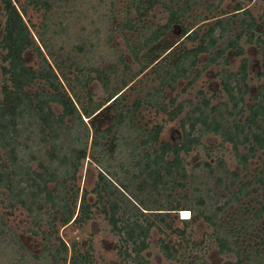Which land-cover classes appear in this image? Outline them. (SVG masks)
<instances>
[{
    "label": "trees",
    "instance_id": "obj_1",
    "mask_svg": "<svg viewBox=\"0 0 264 264\" xmlns=\"http://www.w3.org/2000/svg\"><path fill=\"white\" fill-rule=\"evenodd\" d=\"M27 1L38 10H44L41 28L37 29V41L23 17L26 7L22 6L20 10L15 0H1L5 23L0 34V204L11 209L17 206L24 208L31 220L30 229L42 237L45 247L42 254H31L36 262L27 255L30 253L23 254L25 246L14 230L7 227L4 213L0 211V264L5 259L3 237L8 236V232L11 233V242L5 243L7 251L13 250L19 255L13 258L12 264H90L92 240L74 238V235L79 237L86 232L91 224L97 232L100 230L95 218V204L89 200L88 191L79 185L81 168L90 147L94 151L100 148L98 162L104 168L99 171L92 190L101 205L97 211L104 214L103 218L120 236L118 248L120 253L122 248L125 250V260L128 257L138 259L142 251L150 247L153 229L163 231L158 222L171 226L166 220L181 205L178 202L175 206L154 208L143 191L140 196L130 186H140V189L152 186L153 192L160 194L167 188L173 190L180 185L192 186L196 195L185 191L178 192L177 196L183 199V207H189L195 219L207 221L214 227L220 251L236 254L239 263L246 259L250 264H263L264 250H259V246L248 244L250 251L244 256L233 241L240 240L244 227L251 228L264 216V201L260 207L242 204L240 211L246 217L237 226L234 224L235 228H229L233 222L224 219L228 203H208V193L204 194L191 181L188 185L191 172L185 156L203 136L209 134L220 135L223 141L232 144L244 169L257 152L264 153V83L258 86L251 101L246 100L247 93L251 92L250 60L245 57V46L241 43L246 36L247 42L260 48L263 63L257 76L264 80V24H260L242 4L225 16L221 8L223 0H128L125 16L119 20L112 11L115 0H110L109 18L113 26L107 39L109 42L113 40V32L116 31L125 35L127 31L137 33L138 41L127 39L126 42L141 70H147L152 63L150 58L143 57L144 54L149 53L171 28L180 26L184 37L176 55L172 49L173 42L157 49L156 57H162L156 72L158 84L129 105L125 103L128 100L125 91L131 83L129 73L132 75V72L125 55L118 54L116 60L103 67L99 62L102 60H97L93 53L90 37L84 35V43L74 48L87 53L85 62L75 60L69 54L65 40L58 42L61 27L56 23L61 24L62 21L55 19L58 1ZM261 1L264 4V0ZM157 5L165 9L167 20L164 24L151 22L153 26H149L145 19ZM202 5L205 11L196 16L195 22H188L195 9ZM260 19L264 21V5ZM95 31L101 29L96 27ZM31 48L38 54L37 66L28 64L25 53ZM231 51L236 56H243L236 71L228 69L230 58L227 53ZM202 54H208L203 69L215 64L225 66L220 72V92L225 99L213 104L215 95L200 89L196 93L198 100L177 102L175 96L167 104L166 88L174 90L180 80L191 79V83L201 75L202 69L198 65ZM124 69L129 72L123 73ZM62 79L69 83V89ZM95 80L102 85L106 101L97 100L89 91ZM107 102L115 107L114 121L107 128L100 129L94 117ZM143 105L165 112L166 121L176 120L184 114L180 119L182 136L177 134L174 142H167L161 140L163 123L150 128L141 126L136 114ZM85 118L92 119V125ZM113 134L118 135L117 139L112 137ZM112 140L117 143L111 150ZM119 150L130 152L131 157L136 156L138 159L134 165H142L141 169L138 172L115 170L111 161ZM32 161L36 166L31 165ZM207 165L210 171L215 172L212 164L206 162ZM206 166L201 164L200 168L206 170ZM225 170L222 168L215 173L220 182ZM261 172L264 173V162ZM192 178L195 181L196 176ZM259 179L264 185V180ZM246 189L237 190L232 200L239 201L242 195L249 194ZM183 221L190 222L189 219ZM63 227L65 238L60 235ZM162 245L167 251L166 256L176 259L178 250L164 242Z\"/></svg>",
    "mask_w": 264,
    "mask_h": 264
},
{
    "label": "rangeland",
    "instance_id": "obj_2",
    "mask_svg": "<svg viewBox=\"0 0 264 264\" xmlns=\"http://www.w3.org/2000/svg\"><path fill=\"white\" fill-rule=\"evenodd\" d=\"M56 1H58L59 6H57L55 11V15H57V18L55 19L57 21L62 20L61 24L56 23L57 27H61L59 30L58 42H61L63 39L65 40L69 54L74 56L73 58L75 60L85 62L84 58L87 53H82L74 48L77 44L82 42L84 43V35L90 37L92 41L91 48L93 53L95 54L97 60H102L99 62L103 67L107 66L111 60H116L118 54L125 55L126 62L130 65V72H132V75L129 73L131 83L125 91L128 98L125 103L129 105L134 103L136 99L144 97L147 91L158 84L156 72L159 67L158 63H160L162 57H156L157 49L165 47L168 42H173L174 45L172 49H174L175 54L179 51L180 41L184 40V37L181 35L180 26H174L171 28L161 41L157 43L152 50H150L149 53L147 51L144 54L143 57L150 58L152 63L147 70H141L140 63L133 58L126 42L127 39L138 41L139 35L137 33L127 31L125 35L120 31H116L113 32V40L109 42L107 39V34L113 26L112 21L109 18L110 0H73L69 2H67V0ZM27 2V0H15V3L20 10H22V6L26 7V11L23 12V17L25 21L28 22L34 39L37 41V29L41 28L44 18V10H38L36 6L34 7L33 4H28ZM127 2L128 0H115L112 11L119 20H122L125 16V6ZM238 4H242V6L247 7L259 23L264 24V21L260 19L264 5L261 0H223L221 8L226 13L225 16L233 11L235 12V8ZM204 11L205 8L204 5H202L201 7L195 9L192 16H190L187 21L195 22L196 16ZM167 16L168 14L165 9L161 5H157L150 11L145 20L147 25L153 26L151 22H154L155 24H164L167 20ZM211 22H213V20ZM4 23V10L0 0V34L2 33ZM33 24L36 27H33ZM83 26L85 27L84 30ZM140 26L141 25H139V27ZM96 27L100 28L101 31L96 32ZM260 27L262 26L260 25ZM241 43L245 46V57L250 60L249 71L251 92L247 93L246 100L251 101L252 95L257 93L258 86L264 83V80L259 79L257 76V73L260 71L263 63V55L260 48L256 44L247 42L246 36L242 38ZM42 49L45 54H48L43 47ZM213 53H216V50H214ZM25 54L28 64L37 66L39 57L34 49L31 48L27 50ZM59 54L65 55L63 52H60ZM227 56L230 58V64L229 66H226H228V69L236 71L241 64L243 56H236L233 51L228 52ZM63 58L66 59L64 56ZM171 58L174 59L175 56L172 55ZM50 61L53 64V60L50 59ZM207 61L208 54H202L198 65V68L202 69L201 75L191 83H189L191 79H182L176 84V89L171 90L166 88L165 92L167 93V104L169 99L175 96H177V102L184 100H198L196 93L200 89H205L210 92V94L215 95L212 100L213 104L225 99L224 94H221L220 92V72L225 66L215 64L207 69H203V65L206 64ZM1 65L2 59L0 52V91L2 85ZM122 71L123 73L129 72L126 69ZM138 71H140L139 74L135 76ZM69 76H71V74H69ZM62 81H65L64 84L67 89H69V83L66 82L65 79H62ZM89 91L94 94L97 100L106 101L107 95L98 80H95L92 83ZM112 104L113 103L107 102L105 107L94 117V119H97L100 129L107 128L114 121L113 116L115 114V107ZM183 115L184 114L180 115L176 120L166 121L167 114L165 112L148 105H143L136 114L140 125L143 127L150 128L155 124L163 123L164 127L161 133V140L167 142H174L177 134H179L180 137L182 136L183 131L180 126V119ZM85 120L92 125V119L89 120V118H85ZM93 136L94 130L92 129V137ZM113 136L117 139L118 135L113 134L112 137ZM110 142L113 143L111 148L112 150L117 141L112 140ZM99 149L94 151L90 147L88 156L85 158L84 165L81 168L79 185L82 190L86 189L88 191L89 200L95 204V218L97 225L99 224L100 230L97 232L95 227L91 224V226H88L87 231L80 234L79 237L74 235V238H78L80 240H82V238L92 240L93 249L90 264H250L246 259L239 263L238 257L234 253L220 251V247L214 233V227L207 221L195 219L193 215L189 218V223L183 221L180 210H188L189 207H183V199L177 196V193H183L185 191L191 194L193 193V195L195 193L192 186L180 185L177 186V189L173 190L167 188L160 194L153 192L152 186H145V189H140V186H130V189L135 194H140V192L143 191V195L148 201L152 202L151 205L154 208H157V206H164L167 208L175 206L178 202H180L181 205H179L180 207H178V209L172 211V213H170V217L166 220V222H168L171 226H166L165 224L158 222L161 228H163V231L159 230V228L153 229L150 238V247L143 250L141 255L138 256V259L133 260L131 257H128L125 260V250L122 248L123 252L120 253V249L118 248V245H120V236L111 229L107 220L103 218L104 214L102 215V213L97 211L101 205L97 199V194L92 191L96 186L99 171L104 169L102 164L100 165L98 162L100 161V156H98L100 154ZM114 155L115 157L111 162L114 164L113 168H115V170L127 169L130 172H138L142 167V165H134L138 158L136 156L131 157V154L128 151H118ZM263 158L264 153L257 152L256 156L249 159L247 169H244L243 165L237 160L232 144L223 141L220 135H205L202 137L201 141L195 144L194 148L191 149L185 156L188 170L191 172V179H187V182L189 183L188 185L193 182L197 184L198 188L203 190L204 194L208 193L206 197V199H208V203H217V205H224L228 203L224 219L226 222H233V225L229 228H235L238 223L246 217L245 214H243V211H240L242 204L247 205L251 203L254 207H260L261 202L264 201V197L262 196V193L264 192V185H262L259 181V178L264 180V173L261 172L264 162ZM206 162H208V164H212L211 166L215 172L209 170V166H206ZM201 164L206 166V170H202L200 168ZM31 165L36 166V162L32 161ZM222 168H225L226 170L223 172V181L220 182L217 178V174L215 173L220 171ZM112 170L113 169H111V171ZM236 171L239 173L238 175L231 174V172ZM195 176L196 179L194 181V178L192 177ZM233 180L234 183H232ZM244 187L247 188L246 190L249 191V194L242 195L239 201H233V194L237 190ZM142 193L140 196H142ZM170 193L172 194L171 197L168 196ZM0 211L4 213L3 216L4 220L7 222V227H11L12 230H14L21 240V244L25 246L22 253H30L27 255L34 262H36L37 259L33 258L31 254L36 256L38 254H42L44 252L45 243L43 242L41 236L33 233L30 229L32 225L27 211L21 206L11 209L3 206L2 204H0ZM147 212V214H151L149 213L151 211ZM234 220H236L235 223ZM234 224H236V226ZM60 235L65 238L64 227L60 229ZM3 238L5 243L11 242V233L8 232V236ZM163 242L178 250L175 255L177 256L176 259H169L166 256L167 251L163 250ZM233 242H235L238 249L242 250L244 256L247 255L248 251H250V248L248 247V244L250 243L257 248L259 246V250H264V216L260 218L256 224H253L251 228L244 227L240 234V240H234ZM5 243L3 248L6 250V255L1 264H6L7 262L12 264L14 263L13 258L15 256L18 258L19 255L14 254L13 250L10 251L12 253L11 255V253L7 251L8 247L5 246ZM255 264L259 263L256 262Z\"/></svg>",
    "mask_w": 264,
    "mask_h": 264
},
{
    "label": "built area",
    "instance_id": "obj_3",
    "mask_svg": "<svg viewBox=\"0 0 264 264\" xmlns=\"http://www.w3.org/2000/svg\"><path fill=\"white\" fill-rule=\"evenodd\" d=\"M181 217L182 219H187L191 217V211L190 210H181ZM187 213V215H185Z\"/></svg>",
    "mask_w": 264,
    "mask_h": 264
},
{
    "label": "flooded vegetation",
    "instance_id": "obj_4",
    "mask_svg": "<svg viewBox=\"0 0 264 264\" xmlns=\"http://www.w3.org/2000/svg\"><path fill=\"white\" fill-rule=\"evenodd\" d=\"M120 151V150H119ZM183 210H186V209H183ZM181 211V210H180ZM191 218V217H190ZM187 219H189V218H187Z\"/></svg>",
    "mask_w": 264,
    "mask_h": 264
},
{
    "label": "snow or ice",
    "instance_id": "obj_5",
    "mask_svg": "<svg viewBox=\"0 0 264 264\" xmlns=\"http://www.w3.org/2000/svg\"><path fill=\"white\" fill-rule=\"evenodd\" d=\"M185 215H187V213H185Z\"/></svg>",
    "mask_w": 264,
    "mask_h": 264
}]
</instances>
